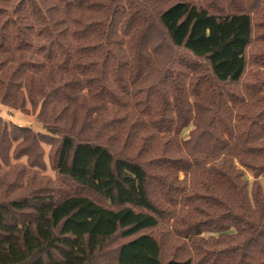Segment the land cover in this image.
Returning a JSON list of instances; mask_svg holds the SVG:
<instances>
[{"label":"trees","instance_id":"1","mask_svg":"<svg viewBox=\"0 0 264 264\" xmlns=\"http://www.w3.org/2000/svg\"><path fill=\"white\" fill-rule=\"evenodd\" d=\"M165 5L0 0V104L79 124L37 138L0 116V264H264V0ZM19 140L55 147L62 186L1 190ZM171 225L177 246L152 234Z\"/></svg>","mask_w":264,"mask_h":264},{"label":"rangeland","instance_id":"2","mask_svg":"<svg viewBox=\"0 0 264 264\" xmlns=\"http://www.w3.org/2000/svg\"><path fill=\"white\" fill-rule=\"evenodd\" d=\"M176 0H164V3L166 4L165 6L168 7L172 3H174ZM140 4V3H139ZM4 18L0 22H3ZM154 36H156V33H154ZM262 50H264V43L255 41L253 43V46L251 50L249 51V57L253 54H257L258 52L260 53ZM170 49L161 48L158 52V56L160 54H163L164 56L169 55ZM177 57L178 56H183V52L176 50L174 53ZM162 60V59H161ZM160 65L162 64V61L159 63ZM163 66V65H162ZM161 67V66H160ZM254 69L253 68H248L247 71V81H252L249 77L253 74ZM249 76V77H248ZM156 75L153 77V79H148L151 84L153 80L155 79ZM94 105H97L96 102H93ZM92 105V106H94ZM39 107L32 108L29 103H26L24 109L22 110H15L8 108L6 106H3L0 104V116L2 119L7 123V124H14L15 126L18 127H27L31 129L32 135L36 136L39 138L41 135L48 134V131L50 129V132H62V130L70 131L73 133L78 131L79 124L73 125L72 128L71 125H69V121H65L63 123H57L55 120L52 121H45L42 122L39 117ZM195 124L193 122H190L189 126L182 131V133L177 136L178 139L180 140H185L189 137V134L191 133L192 130H194ZM95 131L89 134L88 131H85L83 134L86 136V138H91L94 135ZM31 145L30 142L22 141L19 140L18 142L14 143L12 146V149L9 152V164L7 166H2V182L4 183L3 188L1 189L2 191L5 189V187L12 185L11 188V193L10 196L15 198L18 196H24L27 194V192L35 189V188H47V189H56L57 187L62 186L60 183V178L56 174V172L53 170L52 165H51V156L53 155V152L55 150V147L52 145H47V144H40L39 148L32 151L33 155L37 152L42 153V162L44 164V168L39 170L37 168H32L31 165V156L30 160L27 155L23 154V150H26L28 146ZM30 148V146H29ZM184 154V150H182ZM19 152V153H18ZM23 154L22 157L19 159H15L14 155L15 154ZM128 154V153H127ZM137 156V151L134 152V156ZM153 156L159 158L161 154L159 152H153ZM21 156V155H20ZM153 156H143L142 160L147 161L150 158H153ZM178 157V155H177ZM24 172L21 177H17L19 173ZM161 174V173H160ZM178 177V183L181 181L185 180L188 181V178H185V175L183 173H176ZM245 179L249 183V188L251 187V183L253 182V177L252 175L245 171ZM261 180V178H260ZM17 188V189H16ZM172 223V221L169 222V224L165 225L168 226ZM168 230V233L166 230ZM178 230H180V227L178 228H173L172 225L169 226L168 228H160L157 232H152L153 235L155 236H162V239L164 242H168L171 238L176 240L174 243V246H177L178 242L183 240L182 238H179L178 236ZM203 238L207 239L209 237H217V234L214 233H208L204 232L201 235ZM114 246L118 244H122L124 240L121 238H117L114 241ZM166 254V253H165ZM169 257V256H165Z\"/></svg>","mask_w":264,"mask_h":264}]
</instances>
